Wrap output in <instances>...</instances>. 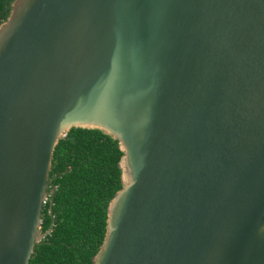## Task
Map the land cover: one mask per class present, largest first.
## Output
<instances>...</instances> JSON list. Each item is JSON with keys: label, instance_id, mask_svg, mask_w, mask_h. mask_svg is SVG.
Wrapping results in <instances>:
<instances>
[{"label": "water", "instance_id": "water-1", "mask_svg": "<svg viewBox=\"0 0 264 264\" xmlns=\"http://www.w3.org/2000/svg\"><path fill=\"white\" fill-rule=\"evenodd\" d=\"M72 128L122 153L91 264H264V0H13L0 264H28L51 232L49 172Z\"/></svg>", "mask_w": 264, "mask_h": 264}, {"label": "trees", "instance_id": "trees-1", "mask_svg": "<svg viewBox=\"0 0 264 264\" xmlns=\"http://www.w3.org/2000/svg\"><path fill=\"white\" fill-rule=\"evenodd\" d=\"M12 2L0 0V24ZM121 156L118 142L99 130L72 128L59 141L41 212V231L51 232L36 244L28 264L92 263L105 236L108 203L121 188Z\"/></svg>", "mask_w": 264, "mask_h": 264}, {"label": "built area", "instance_id": "built-area-1", "mask_svg": "<svg viewBox=\"0 0 264 264\" xmlns=\"http://www.w3.org/2000/svg\"><path fill=\"white\" fill-rule=\"evenodd\" d=\"M46 203V202H45Z\"/></svg>", "mask_w": 264, "mask_h": 264}]
</instances>
